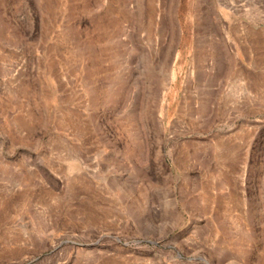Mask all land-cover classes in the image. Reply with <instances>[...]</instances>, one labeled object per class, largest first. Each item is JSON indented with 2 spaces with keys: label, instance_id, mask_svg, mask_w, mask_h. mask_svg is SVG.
I'll use <instances>...</instances> for the list:
<instances>
[{
  "label": "rangeland",
  "instance_id": "1",
  "mask_svg": "<svg viewBox=\"0 0 264 264\" xmlns=\"http://www.w3.org/2000/svg\"><path fill=\"white\" fill-rule=\"evenodd\" d=\"M0 264H264V0H0Z\"/></svg>",
  "mask_w": 264,
  "mask_h": 264
},
{
  "label": "bare ground",
  "instance_id": "2",
  "mask_svg": "<svg viewBox=\"0 0 264 264\" xmlns=\"http://www.w3.org/2000/svg\"><path fill=\"white\" fill-rule=\"evenodd\" d=\"M214 28H215V27H214ZM209 29H210V28H209ZM213 32H214V31H213ZM212 41H213V40H212ZM253 42L255 43V38H254ZM211 44H212V42H211ZM213 44H214V43H213ZM212 46H214V45H212ZM212 46H211V47H212ZM209 47H210V46H209ZM213 48H214V47H213ZM213 48H212V49H213ZM212 49H211V50H212ZM214 51H215V50H214ZM229 78H231V77H229ZM237 80H238V79H237Z\"/></svg>",
  "mask_w": 264,
  "mask_h": 264
}]
</instances>
